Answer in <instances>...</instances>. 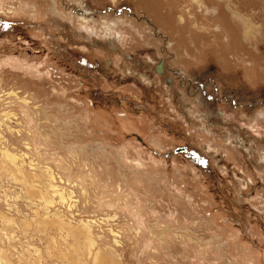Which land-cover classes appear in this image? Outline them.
I'll return each instance as SVG.
<instances>
[{
  "label": "rangeland",
  "instance_id": "374dc122",
  "mask_svg": "<svg viewBox=\"0 0 264 264\" xmlns=\"http://www.w3.org/2000/svg\"><path fill=\"white\" fill-rule=\"evenodd\" d=\"M0 264H264V0H0Z\"/></svg>",
  "mask_w": 264,
  "mask_h": 264
},
{
  "label": "bare ground",
  "instance_id": "6f19581e",
  "mask_svg": "<svg viewBox=\"0 0 264 264\" xmlns=\"http://www.w3.org/2000/svg\"><path fill=\"white\" fill-rule=\"evenodd\" d=\"M194 1H197V0H194ZM193 3V2H192Z\"/></svg>",
  "mask_w": 264,
  "mask_h": 264
}]
</instances>
